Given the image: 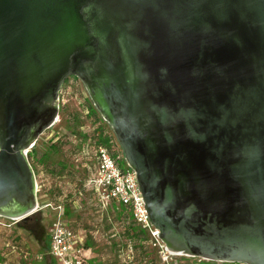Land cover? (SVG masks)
<instances>
[{
  "label": "water",
  "instance_id": "water-1",
  "mask_svg": "<svg viewBox=\"0 0 264 264\" xmlns=\"http://www.w3.org/2000/svg\"><path fill=\"white\" fill-rule=\"evenodd\" d=\"M70 76L167 248L264 264V0H0V217L38 211L27 152Z\"/></svg>",
  "mask_w": 264,
  "mask_h": 264
},
{
  "label": "rangeland",
  "instance_id": "rangeland-1",
  "mask_svg": "<svg viewBox=\"0 0 264 264\" xmlns=\"http://www.w3.org/2000/svg\"><path fill=\"white\" fill-rule=\"evenodd\" d=\"M90 104L81 80L68 77L60 89L55 123L27 153L35 174L38 211L25 222L0 217V264H56L46 253L55 214L51 206H45L49 203L62 205L66 221L83 232L93 264H246L171 254L148 230L119 216L121 208H115L114 202L100 199L89 183L96 167L94 129L101 123H93ZM56 138L58 144L46 154ZM118 162L126 167L123 158ZM132 223L140 239L127 233Z\"/></svg>",
  "mask_w": 264,
  "mask_h": 264
},
{
  "label": "built area",
  "instance_id": "built-area-1",
  "mask_svg": "<svg viewBox=\"0 0 264 264\" xmlns=\"http://www.w3.org/2000/svg\"><path fill=\"white\" fill-rule=\"evenodd\" d=\"M111 141L96 144V167L89 183L101 200L124 206L132 221L141 229L148 230L158 241L157 230L149 221L136 174L127 165L124 168L120 166V154ZM45 206H51L55 210L49 230L47 255L55 259L56 264H93L90 260V249L83 243V232L66 221L65 208L60 204L53 207L49 203Z\"/></svg>",
  "mask_w": 264,
  "mask_h": 264
},
{
  "label": "trees",
  "instance_id": "trees-1",
  "mask_svg": "<svg viewBox=\"0 0 264 264\" xmlns=\"http://www.w3.org/2000/svg\"><path fill=\"white\" fill-rule=\"evenodd\" d=\"M89 111L93 114V116L95 115L93 123L98 122L100 120V118H99L98 113H97V111L95 110V108H94V106L92 104L89 105ZM94 130H95L94 131L95 132L94 133V137H96L94 143L95 144H97V143H105V142L106 143H110V141L112 140L111 142L116 146L117 151L120 154L119 159H121L122 158V151H121L118 143L116 142L114 134L112 132L110 133V131L107 130V125H106V127L98 125V126L95 127ZM86 136L87 135H83V137H86ZM114 207L115 208H121L120 211L122 213H118L119 216H121L123 219H130L132 221V219L129 216V213H128L127 209L124 206L116 204V205H114ZM134 223H132L130 226H128L127 233L133 238L140 239V235L141 234L135 229V226H134L135 224ZM71 226L73 228H78V226H75V225H71Z\"/></svg>",
  "mask_w": 264,
  "mask_h": 264
},
{
  "label": "flooded vegetation",
  "instance_id": "flooded-vegetation-1",
  "mask_svg": "<svg viewBox=\"0 0 264 264\" xmlns=\"http://www.w3.org/2000/svg\"><path fill=\"white\" fill-rule=\"evenodd\" d=\"M97 113H98V112H97ZM94 116H95V115H94ZM98 116H99V118H100V122H101L100 125H101L102 123H103V124H107V123L101 118V116H100L99 113H98ZM101 126H102V125H101ZM49 128H50V127H49ZM49 128H48V129H49ZM107 129H108V131H110V133L112 132V130H111V128L109 127L108 124H107ZM58 139H59V138H56L54 141L51 140V143H52V142H53V143H52V144L49 143L50 146H49V149H47L46 154H48V155L50 154V151H49V150H51L50 147L53 146V145L58 144ZM37 140H38V139H37Z\"/></svg>",
  "mask_w": 264,
  "mask_h": 264
},
{
  "label": "bare ground",
  "instance_id": "bare-ground-1",
  "mask_svg": "<svg viewBox=\"0 0 264 264\" xmlns=\"http://www.w3.org/2000/svg\"><path fill=\"white\" fill-rule=\"evenodd\" d=\"M56 121V120H55ZM55 123V122H54ZM36 143V142H35ZM32 147V146H31ZM30 147V148H31ZM30 148H28V150H30ZM28 150H26V151H28ZM28 153V152H27ZM157 230V229H156ZM156 234H157V237L159 238V231L157 230V232H156ZM161 241V240H160ZM165 245V244H164ZM165 249H166V251L167 252H169V253H171V254H178V255H186L184 252H181V251H178V250H174V249H172V248H167L166 247V245H165ZM188 256V255H187Z\"/></svg>",
  "mask_w": 264,
  "mask_h": 264
}]
</instances>
